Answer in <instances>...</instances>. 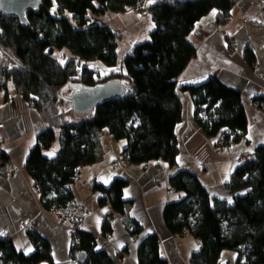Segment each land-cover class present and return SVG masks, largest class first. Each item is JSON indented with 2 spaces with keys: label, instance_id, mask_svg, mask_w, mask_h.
<instances>
[{
  "label": "trees",
  "instance_id": "1",
  "mask_svg": "<svg viewBox=\"0 0 264 264\" xmlns=\"http://www.w3.org/2000/svg\"><path fill=\"white\" fill-rule=\"evenodd\" d=\"M137 2L41 0L36 12L26 14V26L16 18L0 15V92L6 97L11 83L45 123L29 151L25 169L46 211L71 207L74 195L70 186L79 170L102 160L100 140L104 131L113 140L124 141L123 153L129 165L154 161H163L170 167L176 164L174 127L181 116L176 81L195 56L188 36L212 10L219 13L218 23L225 22L233 1L153 0L149 11L154 29L147 41L124 55L119 70L101 76L81 66V62H100L112 68L118 63L116 33L107 26L91 24L88 15L118 13ZM245 54L247 62L253 64L252 55ZM111 81L123 83L125 93L121 97L102 100L91 114L65 121L69 110L61 111L59 104L69 97L64 93L66 87L73 92L95 89ZM186 90L194 97L196 121L205 135L226 137L229 130L235 143L245 138L246 114L236 90L215 77ZM203 104L206 117L201 119L197 112ZM56 135L60 147L49 157L44 151L50 149ZM0 161L4 164L8 159L0 153ZM168 185L182 196L164 206L162 218L167 230L173 236H182L186 231L199 242L189 264H218L224 250L236 252L235 264H264V145L256 147L249 160L241 161L233 170L226 185L232 194L230 204L212 200L197 177L187 170L172 174ZM125 186L123 179L115 178L108 187L93 184L92 191L100 194L98 203H109L123 216L128 233L137 236L141 227L126 215L129 203L122 197ZM108 224L106 220L102 226L103 235L110 233ZM27 236L34 246L29 255L18 251L11 239L0 236L1 264L52 262L48 241L34 230H29ZM72 240L78 244L72 247V256L74 251H85V264H116L105 251L95 250L93 235L75 231ZM137 264H168L160 255L156 235L140 241Z\"/></svg>",
  "mask_w": 264,
  "mask_h": 264
},
{
  "label": "crops",
  "instance_id": "2",
  "mask_svg": "<svg viewBox=\"0 0 264 264\" xmlns=\"http://www.w3.org/2000/svg\"><path fill=\"white\" fill-rule=\"evenodd\" d=\"M232 1L225 22L218 23L219 13L212 10L194 25L188 36L195 56L176 81L181 116L174 127L178 149L175 166L163 161L124 165L119 160L124 141L113 140L104 131L100 140L102 160L81 168L70 186L74 195L71 208L84 207L78 231L93 235L95 250L105 251L116 264H137L139 243L150 235L157 236L160 255L168 264H189L191 254L199 249L198 241L189 235L173 236L162 218L165 204L182 196L169 187L168 178L178 170H187L197 177L212 200L230 204L232 194L226 185L233 170L241 164L240 156H252L256 147L264 145V111L254 103L256 99L264 103V8L258 0ZM88 18L91 24L107 26L122 37L115 67L98 62L80 63L101 76L119 70L124 55L147 41L154 29L151 18L140 20L131 8L118 13L107 11L100 16L89 14ZM246 52L252 55L253 64L247 62ZM210 77L241 95L246 114L245 138L225 150H216L214 137L200 129L194 97L186 90ZM66 102L70 105L69 100ZM44 128L40 115L12 86H8L6 97L0 92V153L8 159L0 165V236L11 239L18 251L29 255L34 246L27 232L34 230L50 244L52 262L48 264H79L75 259L78 251L72 256V247L78 244L72 240L69 224L60 221L55 212L42 208L33 180L25 169L29 151ZM115 178L126 182L122 197L129 203L127 217L141 227L137 236H131L123 216L109 203L100 205V194L92 191L93 184L108 187ZM108 219L110 233L103 235L102 226ZM236 258V252L224 250L218 264H235Z\"/></svg>",
  "mask_w": 264,
  "mask_h": 264
},
{
  "label": "water",
  "instance_id": "3",
  "mask_svg": "<svg viewBox=\"0 0 264 264\" xmlns=\"http://www.w3.org/2000/svg\"><path fill=\"white\" fill-rule=\"evenodd\" d=\"M41 0H0V15L16 18L21 26L27 25L26 14L36 12ZM127 10L129 7L126 8ZM125 93V87L120 81H111L100 85L95 89L79 88L70 93L67 100L70 102V110L77 115H89L93 109L108 98L121 97ZM199 243V242H198ZM76 262L85 264L87 253L79 250L75 255Z\"/></svg>",
  "mask_w": 264,
  "mask_h": 264
},
{
  "label": "built area",
  "instance_id": "4",
  "mask_svg": "<svg viewBox=\"0 0 264 264\" xmlns=\"http://www.w3.org/2000/svg\"><path fill=\"white\" fill-rule=\"evenodd\" d=\"M144 1L145 0H138L136 5L131 7L132 10L139 11L140 15L143 19H145L147 16L151 15L149 9L146 7V5H144ZM258 2L264 8V0H258ZM114 40L118 43V45L121 44L122 43L121 35L116 33ZM232 48L235 49L234 46ZM258 108L260 110L264 111V103H263L262 107H258ZM197 115L201 119H204L206 117V104L201 105L199 111L197 112ZM225 134H226V137L220 136V135H217L216 137H214V148L216 150H225V149L230 148L236 144L234 141L233 135L229 130H226ZM1 142H2V140H0V149H1ZM249 158H250L249 155L242 154L240 156V161L245 162V161H248ZM119 159L124 165H129V162L127 161L126 155L123 152L120 153ZM1 164L2 163L0 161V165ZM34 189H35V191H37V188H34ZM83 212H84L83 206L76 207L75 209L68 207V208H63V209L57 210L55 212V215L58 219H60V221L68 223L71 231L74 233L75 231H78V229H79V225L82 221V213ZM107 223H111V220L108 219ZM182 235H187V232L183 231ZM75 243L76 242H74V244ZM39 264H48V262L43 261V262H40Z\"/></svg>",
  "mask_w": 264,
  "mask_h": 264
},
{
  "label": "rangeland",
  "instance_id": "5",
  "mask_svg": "<svg viewBox=\"0 0 264 264\" xmlns=\"http://www.w3.org/2000/svg\"><path fill=\"white\" fill-rule=\"evenodd\" d=\"M152 1L153 0H145L144 1V5H146V7L149 9V5L152 3ZM134 5H136V4H134ZM129 8H131V7H129ZM133 11H135L138 14L140 20L143 19L141 17V15H140V12L139 11H137V10H133ZM149 18H151V15L150 16H147L145 19H149ZM66 53H68V52L66 51ZM56 54L59 55V52L56 51ZM68 55H70V54L68 53ZM98 63H100V62H98ZM101 65H103V64H101ZM90 66L93 68V65H90ZM103 66H105V65H103ZM9 86L10 87L12 86L11 83H9ZM70 92H72V91H70ZM70 92H69V88L66 87L65 90H64V93H65L66 97L69 96ZM254 103H255L256 107H262V105H263V102L258 103V101L257 102L254 101ZM59 108H60L61 111L64 110L65 108H67L69 110L68 114H66V118H65V121L66 122H73L75 120V117L77 118V115L75 113H73V111L70 110V105H69L68 102L63 101V100H60ZM59 147H60L59 136L56 135V138H55L52 146L50 147V149L45 150L44 153L45 154H47V153H53V155H51V156L47 155L49 157H53L56 154V152L59 150Z\"/></svg>",
  "mask_w": 264,
  "mask_h": 264
},
{
  "label": "snow or ice",
  "instance_id": "6",
  "mask_svg": "<svg viewBox=\"0 0 264 264\" xmlns=\"http://www.w3.org/2000/svg\"><path fill=\"white\" fill-rule=\"evenodd\" d=\"M61 63H63V61H61ZM46 155L51 156V155H53V153H47ZM0 234H2V233H0Z\"/></svg>",
  "mask_w": 264,
  "mask_h": 264
}]
</instances>
